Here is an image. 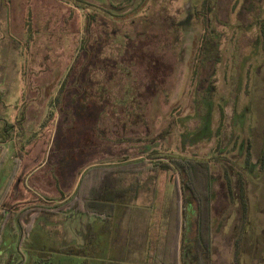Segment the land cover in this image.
Masks as SVG:
<instances>
[{
    "label": "rangeland",
    "instance_id": "1",
    "mask_svg": "<svg viewBox=\"0 0 264 264\" xmlns=\"http://www.w3.org/2000/svg\"><path fill=\"white\" fill-rule=\"evenodd\" d=\"M204 1L0 0V203L15 158L21 163L0 205V264H124L112 242H135L111 237L110 223L80 247L78 217L68 212L41 214L28 233L17 218L62 204L88 168L145 159L112 224L121 227L130 205L132 229L140 206H149L156 234L179 176L160 170L155 181L148 168L217 156L212 264H234L243 231L241 263L264 264V172L245 171L247 223L227 186L228 177L238 193L237 172L263 148L264 0ZM205 37L217 43V58L200 54ZM150 80L156 92L145 87ZM134 97L145 117L131 126Z\"/></svg>",
    "mask_w": 264,
    "mask_h": 264
},
{
    "label": "trees",
    "instance_id": "2",
    "mask_svg": "<svg viewBox=\"0 0 264 264\" xmlns=\"http://www.w3.org/2000/svg\"><path fill=\"white\" fill-rule=\"evenodd\" d=\"M205 0L203 6H207ZM205 8V7H204ZM90 20V19H89ZM88 25L87 31L91 30ZM199 52L204 59L217 58V43L210 37H205ZM148 90L157 91V84L150 80L145 84ZM130 107L133 111L128 115L132 121L131 126L138 125L145 117L144 106L137 97L132 98ZM129 113V111H127ZM131 116V117H130ZM6 125L5 141L9 139V128ZM122 131L126 130V124H122ZM107 131L102 129L99 135L105 137ZM118 133V131H117ZM94 146H90L93 148ZM21 155V154H20ZM214 160H196L190 158H167V162H158L154 167L148 168L157 181L159 171L173 172L179 176V185L174 183L168 203H164L160 211L158 230L155 233L150 230V240L144 264H212V243L214 237L213 203L214 184L216 179L213 174V165L220 164V156ZM160 160V158H150ZM5 156L0 157V170L3 167ZM147 160L118 163L114 165L96 166L88 169L81 177L79 185L72 196L62 197V204L51 207H37L26 210L17 218V224L27 233L30 231L34 221L41 214L59 215L68 212V215L82 214L89 217L102 219L100 207H107L110 214L105 212L104 217H110L115 203H126V198L135 193L137 187L138 172L147 169ZM21 166L20 160L15 158L12 172L2 193L3 203L8 195L10 186ZM258 168L260 173L264 172V142L260 159L256 164L251 163L250 155L240 171L237 172L238 193H234V183L227 177V186L230 198L238 201L241 211L244 213V222L247 223L248 202L246 198V175L245 171L252 173ZM228 173V170H226ZM226 173V175H227ZM86 180H88L86 182ZM156 188L154 194L156 195ZM182 200V203L180 201ZM192 207V208H191ZM190 211L192 213L190 214ZM33 212L29 222L24 226V217ZM193 219H190L192 218ZM153 219V214H152ZM245 227V224H244ZM244 231L240 238L234 243V264H242V242ZM19 240L18 244H20ZM51 264V263H50Z\"/></svg>",
    "mask_w": 264,
    "mask_h": 264
},
{
    "label": "crops",
    "instance_id": "3",
    "mask_svg": "<svg viewBox=\"0 0 264 264\" xmlns=\"http://www.w3.org/2000/svg\"><path fill=\"white\" fill-rule=\"evenodd\" d=\"M124 162H116V161L104 162L102 165H114V164L124 163ZM85 172H83V174ZM83 174H81L80 179H81ZM78 185H79V183L77 184L74 192L71 195H69V197L75 193ZM117 204L118 203L113 204V209L111 211L110 217H104V215H105L104 213L108 211V208L107 207H100V211L103 215L102 219H99L97 217H88L87 215H82V214H74L73 217H71V218L75 219L76 217H78V218H76L79 220L78 237L81 240L78 243H74V244L75 245L77 244L78 246L82 247L83 241H85V238L89 235V232L93 231V229L96 227V225L98 227L102 226V228H103L104 224L110 223V227H109L110 233L109 234L111 235V237H115V234H116V237L119 236L122 239L121 243L123 245H127V244L129 245V239L133 240L135 242V246H133L132 248L129 246H127V247L121 246V248H118L117 240H114L112 242V245H111L112 248L111 249H113V251L120 254V256L122 257V260L125 261L124 264H144L145 258H146V253H147V247H148L147 244L150 240L152 214H153L154 209H153V207H149V206L148 207L147 206L146 207L140 206V209L134 215L133 228L130 229V225L132 224V222H130L129 219H131V217H133V215L131 216V213H130L131 212L130 205L126 206L124 208L125 210H122V212H124L122 225L117 230L116 227H115V229L113 228V224H112V219L115 215ZM107 213L110 214V210ZM136 224H137V226H135ZM102 228H101V233H104V230ZM118 231H119V235H117ZM73 241L74 240L69 241V244L70 243L73 244Z\"/></svg>",
    "mask_w": 264,
    "mask_h": 264
}]
</instances>
